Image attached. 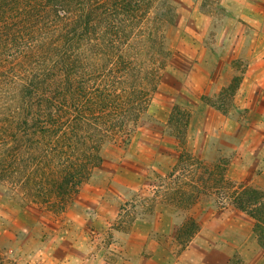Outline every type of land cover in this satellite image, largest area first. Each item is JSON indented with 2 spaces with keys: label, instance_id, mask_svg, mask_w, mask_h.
Listing matches in <instances>:
<instances>
[{
  "label": "rangeland",
  "instance_id": "obj_1",
  "mask_svg": "<svg viewBox=\"0 0 264 264\" xmlns=\"http://www.w3.org/2000/svg\"><path fill=\"white\" fill-rule=\"evenodd\" d=\"M169 2L157 88L141 118L103 143L93 173L62 204L0 181V264H212L206 222L241 210L211 192L186 206L172 192L216 164L264 190V0ZM174 106L182 127L170 123ZM188 218L200 227L192 235Z\"/></svg>",
  "mask_w": 264,
  "mask_h": 264
},
{
  "label": "trees",
  "instance_id": "obj_2",
  "mask_svg": "<svg viewBox=\"0 0 264 264\" xmlns=\"http://www.w3.org/2000/svg\"><path fill=\"white\" fill-rule=\"evenodd\" d=\"M175 18L169 0H0V181L66 201L101 164L103 143L141 118ZM176 110L170 123L182 127ZM193 174L170 199L217 195L255 219L264 248V190L236 185L219 164ZM199 228L188 218L181 229Z\"/></svg>",
  "mask_w": 264,
  "mask_h": 264
},
{
  "label": "crops",
  "instance_id": "obj_3",
  "mask_svg": "<svg viewBox=\"0 0 264 264\" xmlns=\"http://www.w3.org/2000/svg\"><path fill=\"white\" fill-rule=\"evenodd\" d=\"M229 210L222 208L220 213L218 211L213 213L211 219L204 226L205 229L210 226L217 232L213 234L216 237L213 236L211 243H213L214 252H217L218 255L217 257L214 256V259H210L212 264H229L235 256H240L246 264H264V248L255 234V219L243 211ZM223 218L237 225V227L230 230L231 232H226L221 222ZM219 233L222 234H220L221 237L217 235ZM209 238H204L198 243L202 246L201 243H206L210 240ZM200 248L198 249L201 250ZM191 249H194L193 243L187 245L186 251L190 252ZM207 253L208 250L206 249L205 254ZM212 255L210 254L211 257Z\"/></svg>",
  "mask_w": 264,
  "mask_h": 264
}]
</instances>
